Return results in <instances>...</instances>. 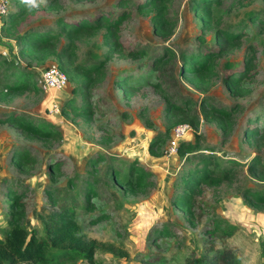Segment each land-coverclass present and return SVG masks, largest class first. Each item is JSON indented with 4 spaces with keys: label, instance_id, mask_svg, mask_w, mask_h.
I'll list each match as a JSON object with an SVG mask.
<instances>
[{
    "label": "rangeland",
    "instance_id": "obj_1",
    "mask_svg": "<svg viewBox=\"0 0 264 264\" xmlns=\"http://www.w3.org/2000/svg\"><path fill=\"white\" fill-rule=\"evenodd\" d=\"M7 3L5 25L0 29V228L5 226L9 214L4 188L8 183H21L27 187L23 198L26 226L36 228L43 238L37 214L41 208L46 211L54 208L47 206L44 187L57 189L59 199L71 178L74 183L69 190L77 192L80 177L87 170V159L100 153L104 159L109 155L116 158L117 171L121 170V160L133 159L150 175L144 188L127 190L110 172L101 169L103 160L98 162L99 183L91 198L93 205L84 211L82 197L78 195L75 209L80 235L93 242L96 264H147L155 259L164 264H184L185 257L206 252L210 245L213 250H222L227 245L233 255L231 264H264V209L251 208L241 198L244 188L264 191V171L257 167L249 172L245 166L251 156L264 164V139L259 134L245 137L246 129L264 128V0H220L211 6L212 23L206 30L194 14L191 0H167L162 12L164 25L159 33L151 20L155 7L146 0H36L33 4L7 0ZM24 4L27 7L17 23L10 25L8 12H16ZM99 14L108 15V20L122 16L115 26L116 45L106 40L104 35L109 31L104 24L95 32L83 31L71 37L72 64H97L95 80L81 93L77 90L80 80L70 79L66 74L67 83L62 90L47 93L39 90L38 72L43 68L40 65L54 64L55 60L51 57L37 61L20 53L19 37L28 30L50 29L57 33L60 18L76 23L83 17L91 20ZM226 28L239 32L238 44L214 55L215 76L206 90L192 86L185 76H177L176 62L181 53L207 50L214 53L218 46L216 30ZM64 34L58 33L51 41L57 50L68 40ZM252 48L254 57L248 75L238 74L236 80L228 82L230 74L246 67L245 57ZM157 57L163 62L159 61L156 67L153 62ZM8 64L15 66L14 75L16 71L24 73L38 90L29 88V84L10 93L5 83ZM125 78L143 80V84L126 96L122 84ZM84 93L91 114L74 116L66 105L61 111L67 100L79 106ZM180 96L195 110L204 101L234 109V125L227 135L223 136L212 122L200 118L197 127H191V132L182 139L195 141L199 148H212L217 164L231 167L227 179L211 186L202 185L194 193L191 223L186 213L171 203L174 183L188 164L177 154L166 156L168 137L152 147L153 155L148 151L153 136L163 132L167 125L166 103ZM53 101L59 104L57 115L47 111ZM9 114L43 118L56 126L61 136L42 139L23 133L6 120ZM18 150L30 155L27 163L17 164L10 159V154ZM99 212L104 217L90 223L89 218ZM214 214L234 225L231 236L220 239L203 233ZM161 228L169 229V233L159 232ZM120 253L124 257H119Z\"/></svg>",
    "mask_w": 264,
    "mask_h": 264
},
{
    "label": "trees",
    "instance_id": "obj_2",
    "mask_svg": "<svg viewBox=\"0 0 264 264\" xmlns=\"http://www.w3.org/2000/svg\"><path fill=\"white\" fill-rule=\"evenodd\" d=\"M23 1L25 2V0H20V2ZM219 1L220 0H191L194 14L199 17L205 30L208 29L212 23L211 6ZM146 2L155 7V13L151 17V20L155 32L159 33L162 29L161 27L164 25L162 12L165 10L167 0H146ZM26 7L27 4H24L18 8L16 12H8L7 18L10 25L17 23L19 16ZM121 18L122 16L119 15L116 18L108 20V15L99 14L91 20L83 17L76 23H68L60 18V20H58L60 31L57 33L52 32L50 29L36 31L28 30L24 32L19 37V52L33 56L37 61H44L52 57L55 60L54 64L56 67L63 72L65 76L67 74L70 79L74 77L80 80L77 90L82 93L85 91V88L95 80L93 73L98 68V65L72 64V35L83 31L95 32L104 24L109 31L108 34L104 35L106 40L108 42H114L116 45L115 26L119 24ZM252 19L254 18L250 17V20ZM4 25L5 24H2L0 29H3ZM232 27L233 26L230 28ZM235 28L238 27L236 26ZM58 33H65L64 35L68 40L61 44L57 50L51 41L58 36ZM215 34L218 46L214 53L213 50L192 51L187 55L181 53L176 62L177 76H185L187 82L196 88L205 90L208 88L212 78L215 76V70L212 64L214 55L231 50L238 44L240 37L238 35L239 32H234L232 30L228 31L227 28L226 30L217 29ZM131 55L133 54L131 53ZM253 57L254 50L252 48L250 50V55L245 57L244 64L246 67L242 68L239 73L230 74L228 82L234 78L236 80V75L238 74H241L242 77H246L249 69L252 67ZM159 61H161V58L157 57L153 62V66L157 67ZM44 65L42 64L40 67H44ZM7 67L9 69V74H6L5 83L10 93L18 90L19 87L23 89L28 87L30 81L26 80L24 73L16 71L14 75L13 69L15 66L8 64ZM141 82L139 80L134 81L127 78L123 79L124 95L129 96L133 89L143 84ZM29 88H37L38 90V86L34 88L33 84H30ZM65 105L71 108L74 116L91 114V106L87 102L86 93L82 94L81 104H79V106H73L71 100H67L61 107L62 112H64ZM165 109L169 114L165 130L155 134L148 145V151L152 155L154 154L152 147L157 143L163 142L165 138H169L170 129L176 124L187 123L195 128L197 127L199 119L202 118L203 120L212 122L223 136L227 135L228 131L234 125V109L232 107L218 106L204 101L200 103L198 109L195 110L189 108L184 96H180L175 101L173 100L166 103ZM6 120L15 124L21 132L37 138L58 139L61 136L58 128L43 118L23 114H9ZM256 134H259V137L261 136L260 138L264 139V128L261 130L257 128L245 130V137L247 138L255 137L254 135ZM213 152L212 148H199L195 141L183 142L181 140L178 143L176 154L179 158L183 159L184 163H187L188 166L180 171L174 183L175 191L172 195L171 203L173 206L182 209L186 213V219L188 221L194 217V193L200 190V186H211L230 176L231 167L227 166V164H217ZM10 159L17 164L23 165L30 160V155L23 150H18L14 152L13 155L10 154ZM102 160L105 164L101 166V169L103 168L105 172H110L115 181L127 190H132L134 187L144 188L149 183L146 177L149 176L150 173L146 172L136 160H121V170L117 171L114 166L116 158L109 155L104 159L103 154H93L86 161L87 170H85L83 176L80 177V185L77 192L72 193L69 190L74 183V180L72 181L71 178L67 180V189L59 199L57 189L47 188V186L44 187V194L48 201L47 206L54 208L49 211L41 208L40 212L37 214L44 235L43 238L39 237L36 228L28 229L26 226V207L23 198L27 187L21 185V183H8L4 188V195L8 199L9 214L5 220V226L0 228V264H67L76 261L85 264H96L93 242L84 240L80 235V227L78 225L75 209L78 207V195L82 197V208L84 211L88 210V208L93 205L91 198L96 194L94 190L99 183L96 170L98 168V162ZM226 162L234 163L232 161ZM245 166L246 170L249 172H254L258 168L264 171V164H261L256 156H251ZM241 198L244 204L251 208L259 210L262 208L264 209V191L244 188L241 193ZM103 217L104 215L99 212V215L91 216L89 222H98ZM203 229V233H206L209 237L225 239V237L233 234L235 227L214 214L208 220V228ZM158 231L169 233V229L165 228H161ZM118 256L124 257L121 253L118 254ZM232 258L231 249L227 245L224 246L222 250H213L210 245L206 252L204 251L197 256L185 257L184 264H231ZM147 264L164 263L161 260L155 259L153 261H148Z\"/></svg>",
    "mask_w": 264,
    "mask_h": 264
},
{
    "label": "built area",
    "instance_id": "obj_3",
    "mask_svg": "<svg viewBox=\"0 0 264 264\" xmlns=\"http://www.w3.org/2000/svg\"><path fill=\"white\" fill-rule=\"evenodd\" d=\"M7 0H0V27L4 22V17L7 11ZM37 82L39 89L47 93L50 91L62 90L67 83V78L63 72H61L55 64H49L44 66L38 72ZM48 113L56 115L59 114V104L54 101L50 103V107L47 108ZM191 126L187 123H179L174 125L169 132V138L165 147L166 156L176 155L178 143L191 132Z\"/></svg>",
    "mask_w": 264,
    "mask_h": 264
},
{
    "label": "clouds",
    "instance_id": "obj_4",
    "mask_svg": "<svg viewBox=\"0 0 264 264\" xmlns=\"http://www.w3.org/2000/svg\"><path fill=\"white\" fill-rule=\"evenodd\" d=\"M26 3L33 4L35 0H25Z\"/></svg>",
    "mask_w": 264,
    "mask_h": 264
}]
</instances>
